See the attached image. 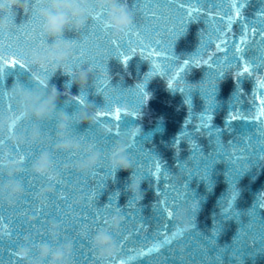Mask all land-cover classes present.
Masks as SVG:
<instances>
[{"label": "water", "instance_id": "1", "mask_svg": "<svg viewBox=\"0 0 264 264\" xmlns=\"http://www.w3.org/2000/svg\"><path fill=\"white\" fill-rule=\"evenodd\" d=\"M199 6V0H193L192 7ZM207 6L208 8L212 7L211 4ZM223 7L227 9L228 4L224 3ZM259 7L260 5L254 0H249V4L242 5L243 11L249 19H252L251 13ZM16 13L15 22L19 24L25 19V16L24 13ZM185 23V32L179 36L172 48L174 56L178 58L177 60H168L167 55L162 50L164 44L161 46L152 45L145 49L137 48L136 53L127 52V49L123 48L121 51H125L131 57L126 66L121 63L122 57L118 58L115 52L108 51L107 46L104 48L96 46L95 38L91 37L93 28L89 20L78 33H65V40L70 44L83 46L88 53V57L83 65L74 68L67 67L73 62V56V59L65 65L66 75L57 72L55 76H52V70L48 69V78L45 82H49V90L55 87L61 94L58 111L62 109L70 116L71 126L69 129L74 130L78 135L84 136L89 144L95 142L96 147L90 145L87 148H82L81 144L68 134L66 139L77 143L80 146V151H55V146L61 141L57 139L55 134L57 122L54 119L49 123H42L40 126L35 121L25 122L21 120V127L17 129V135L23 132L27 137L34 127L40 128L41 140L34 145H29L27 139H25L24 144L13 146L10 141H5L3 137H0L3 140V143H0L3 145V149L11 153L10 161L16 162L14 154L17 149L23 154L32 153L31 156L25 155L24 164L18 163L23 171L17 176L7 177L3 166L0 165V205H3L4 210L0 209V214L6 215L11 220L8 227L16 229L14 235L21 236L18 244L31 249L30 260H18L17 264H37L38 249L40 247L33 249V243L39 246L47 244L52 248L71 243V264H76L73 255L79 254L81 249L86 252L87 247H91V245L87 243V240H77L70 228H62L56 223L44 224V221L46 219L50 220L52 215H58L61 212L71 213L77 218L83 216L91 221L93 214L101 212L108 206L110 193L117 191L119 196L113 208L118 207L122 212H132L135 208H142L140 215L148 220L145 230L138 233L137 238L129 237L130 240L136 239L141 246H144L143 242L148 239L156 227V221L151 219L152 209L150 207L155 205L157 200V196L153 191L156 184L146 174V171L143 179L138 181L133 178V172L137 167V157L132 154L133 149L128 147L132 143L135 144L134 150L136 152H142L143 156L148 158L141 160L140 168L145 170L151 168L150 158L152 156L159 158L163 163L167 171V179L162 177L158 181L163 195H179L183 191L180 189V185L187 179L188 188L186 191L188 197L199 202L193 205L191 201H188L185 208L179 210L176 220L169 222L170 226L174 223L184 230L185 236L192 231L189 227L190 222H194L202 232L211 231L214 221L220 219L223 202L229 198L233 183L238 194L235 204L237 210L248 209L258 194L264 193V164H250L247 171L230 175L232 165L225 156L212 166L207 180L195 176L187 178V173L176 167L178 163H185L188 171H192L195 165H200V160L198 156L195 160L193 159L190 149L199 145L203 153L208 154L214 150L215 140L220 141L223 151L226 153H242L246 147L251 152L253 146L257 150L264 146V117H261L257 122H253V116L260 115L259 100L248 94L259 93L261 91L259 84L249 78L242 80L240 89L245 95L239 103H236L233 97L237 91V83L232 79L235 69L228 67L229 60H224L223 67L227 74L218 80L214 93L213 120L211 122L214 139H210L204 132H193V125L201 123L200 115L207 107L203 89L209 87L208 76H214L215 71L209 70L207 67L196 68L190 64L185 73L181 74V79L178 81L173 80L176 90H169L167 81L172 78V73L176 71L180 62L196 55L201 35L204 41L202 54H215V58L223 59L225 56L231 57L232 51L219 52L214 48V43L218 42L216 31L218 24L212 16L205 18L203 15H197L188 23L187 21ZM12 31L13 27L9 25L6 31L0 32L4 34V38L0 39V56L4 57L7 63H10L13 59H19L21 63H25V67L21 69L17 64L14 68H9L5 60H0V67L5 69L4 78L0 80V106H6L9 103L14 105L9 100L10 90L19 86L31 89L33 87L31 80L39 81L36 74H43V70L31 65L28 58L31 53L42 51L51 43V41L41 36L40 39L45 41L46 47L32 51L29 50L28 46L32 44L33 36H25L21 33L19 37L12 38L10 37ZM39 32L38 24L34 26L33 35ZM232 32L237 34L236 39L238 40L239 25L234 24ZM158 35H163V33ZM111 38L113 39V37ZM17 40L22 41L23 46L18 44ZM166 40L167 37H165V43ZM231 40L232 37L229 36V41L231 42ZM156 47L157 50H161V55L157 56L154 53L149 55ZM17 49L25 53V59L14 55ZM89 60L94 61V64H90ZM213 69H215V65H213ZM80 72L89 74L88 96L85 106L96 117L92 126L80 125L74 122L75 114L80 109V105L75 102V98L80 95L82 89L80 90L75 85L69 86L68 81L70 77H75ZM149 73H154L145 89L150 95V99L145 104H140L139 109L133 110L132 104L137 102L129 93H134L135 86L142 82ZM256 75L259 76L260 74L257 73ZM261 78H264V76H261ZM104 86H107V90L101 92ZM179 88H185V93L180 92ZM189 89L191 90L190 93L187 91ZM186 95L191 99V105L185 104ZM66 100H68L67 103H65ZM14 107L16 113L18 110L15 105ZM234 107L235 112H233ZM117 109L120 110L118 113ZM0 114L8 115L7 111ZM232 114H238L245 117V119H238L231 122V124L226 123L227 117ZM96 121H99V124ZM24 124L26 125L25 128H23ZM117 133L121 134L117 136ZM94 135L95 140H93ZM177 139L181 140L178 146L176 145ZM229 140L233 141L231 146L225 143ZM100 141H108L112 151L98 150L107 147ZM118 143L125 148L127 159L131 163L130 172H117L109 166L108 161L115 155V145ZM88 150L99 154V164L103 163L106 166L104 169H98L101 175L108 170L116 172L115 182L108 179L107 186L99 193L92 195L91 198L87 194L97 184V180L90 176L93 169L88 172H81L77 167L78 164L87 159ZM81 152L84 153V159L75 162L68 159L69 154H79ZM42 153H47L52 161V171L57 176L55 181L46 176H38L31 170L32 165ZM4 154V151L0 150V156ZM204 164L205 162H202L200 166L204 167ZM9 182H19L22 185V192L19 196L9 197L8 192L4 190L5 185ZM133 182L139 185V191L135 195L127 190V185ZM169 185L174 186L177 191H171ZM29 192L31 195H26ZM61 197H64V199H61ZM131 199H135L133 209H128L127 204ZM109 213L110 215L115 214L113 209H109ZM113 219L120 221L115 231H113L112 226ZM58 221L59 217H57ZM33 225L35 229H33ZM103 227L104 231L97 234L104 233L118 241L119 238L115 234L118 233L121 227H125L126 230H135L139 227V224L135 216L126 217L123 221L119 216H112L109 223L103 225ZM236 227L235 223L227 226L226 231L219 237L217 247H221L231 240ZM53 229L56 230L55 238H53ZM45 232L48 234L44 235ZM59 235H67L68 238L63 239ZM94 237L91 240L92 247ZM151 243L152 241L148 240L149 246ZM78 244L79 247H77ZM17 249L18 247L14 245L13 250ZM176 255L182 256L183 250H178ZM205 259L211 264L210 256H205ZM5 260H7V257H5ZM95 260L96 264H102L97 259L96 249ZM45 264H47V261H45ZM131 264H146V260L133 259ZM168 264H180V262L169 260ZM197 264H199V260ZM244 264H253V260L247 258ZM254 264H264V257L258 256Z\"/></svg>", "mask_w": 264, "mask_h": 264}, {"label": "snow or ice", "instance_id": "2", "mask_svg": "<svg viewBox=\"0 0 264 264\" xmlns=\"http://www.w3.org/2000/svg\"><path fill=\"white\" fill-rule=\"evenodd\" d=\"M192 2L193 0H120V4L131 16L133 22L131 27L118 40H115L111 38L110 28L105 22L107 16L106 10H98L94 0H90L89 21L93 28L91 37L95 38L97 47L104 48L107 46L108 51L115 52L118 58L122 57L121 63L124 66L128 64L131 57L125 51H121L123 48H126L127 52L136 53L137 48L145 49L152 45L161 46L164 44L165 46L162 50L167 55L168 60L172 61L178 59L174 56L172 48L179 36L185 32V22L187 21L188 23L197 15H203L205 18L212 16L218 24L216 30L218 42H215L213 46L219 52L231 50L232 56L217 59L215 58V54H202L204 41L201 35L200 45L196 55L178 64L176 71L172 73V78L167 81V87L169 90H176L173 85V80L178 81L181 79V74L185 73L190 64L196 68L207 67L209 70L215 71L216 74L214 76H208L209 87L203 89L207 107L200 115L199 119L201 123L193 125V132H204L210 139H214L211 131L213 130L211 123L213 120L212 106L214 105V93L218 80L227 74L223 67L224 60H229L228 67L235 69L232 75V79L237 83V91L233 97L234 101L239 103L245 95L240 89L242 80L245 78L252 79L259 84V88L261 89L259 93H248L249 95H253L255 99H258L260 104V115H254L253 122H257L261 117H264V78H261V76H264V0H254L260 7L251 13L252 19H249L245 15L242 8L243 4H249V0H199V7H192ZM39 3L40 0H28V9L24 13L25 19L19 24L15 22L17 13L12 10H9L6 16L0 17L13 27L10 37H19L21 33L25 36H33L32 44L28 46L29 50L32 51L46 47L45 41L40 39V32L33 35L34 26L39 24L36 15ZM224 3L228 4L227 9L223 7ZM208 4H211L212 7L208 8ZM234 24L239 25L238 40L236 39L237 34L232 32ZM159 33H163V35H158ZM229 36L232 37L231 42L229 41ZM165 37H167L166 43ZM3 38L4 34L0 33V39ZM17 43L23 46L22 41L17 40ZM70 45L74 50V60L67 67L74 68L83 65L88 57V53L79 44ZM153 53L159 56L161 55V50H157L156 47L149 55ZM14 55L25 59V53L20 52L19 49L15 51ZM0 60H5V58L0 56ZM258 60L259 62H257ZM88 62L94 64L92 60ZM5 63H7L6 60ZM17 64H19L21 69L25 67V63H21L19 59H13L10 63H7V66L14 68ZM213 65H215V69H213ZM257 73L260 75H256ZM47 74L48 69L45 68L43 69V74L37 73L36 76L39 81H45L48 78ZM153 74H147L144 80L135 86V92L129 93L137 102L136 104H132L133 110L139 109L140 104H145L150 99V95L145 89ZM4 75L5 69L4 67H0V80L4 78ZM87 88L82 89L80 95L75 98V102L80 105L79 111L87 103ZM106 90L107 86H104L101 92ZM179 91L185 93L186 89L179 88ZM187 91L189 93L191 92L190 89ZM185 104L191 105V99L187 95ZM6 111L15 117L17 129L20 128L21 120L15 115L14 105L9 103L6 106H0V113ZM119 111L117 109V113ZM233 112H235V107L233 108ZM93 118L96 120L95 116ZM238 119L244 120L245 117L232 114L227 117L226 123L231 124V122ZM96 123L99 124V121H96ZM25 127L26 125L24 124L23 128ZM68 134L76 139L82 148H87L90 145L94 148L96 147L95 142L89 144V141L84 136L76 134L74 130L69 129ZM120 134L117 133V136ZM93 140H95V135L93 136ZM180 142L181 140L177 139L176 145L178 146ZM0 143H3L2 139H0ZM100 143L107 147L98 150L112 151L108 141H100ZM225 143L231 146L233 141L229 140ZM134 145V143L128 145L130 149H133L132 154L137 157V167L133 172V178L138 181L143 179L146 171V174L156 184L153 191L157 196V200L155 205L150 206L152 209L151 219L156 221V227L148 239L143 242L144 246H141L136 239L130 240L129 237L137 238L138 233L145 230V225H147L148 220L140 215L142 208L133 209L135 199L129 200L127 204L128 209H133L132 212H122L118 207L113 208L119 196L118 191L110 193L108 206L101 212L93 214L91 221L83 216L77 218L71 213L61 212L58 215L54 214L50 220L46 219L44 224L56 223L62 228H70L77 240H87V243L91 245V247H87L86 252L81 249L79 254L73 255L76 264H96L95 249L92 247L91 240L98 232L104 231L103 225L109 223L112 216H119L122 221L126 217L131 218L135 216L139 227L135 230H126L125 227H121L118 233L115 234L119 238L118 241L114 239L119 251L117 258L111 261L110 264H131L133 259H144L146 260V264H168L169 260L179 261L180 264H197L199 260V264H209L205 256L211 257V264H244L247 258L252 259L254 264L258 256L264 257V193H259L253 203L249 205L248 209L237 210L235 204L238 194L233 183L229 198L223 202L220 219L214 221L211 231L202 232L194 222H190L189 227L192 231L185 236L184 230L180 229L174 223L170 226L169 222L176 220L179 210L185 208L188 201H191L193 205L199 202L188 197L186 191L188 188L187 179L180 185V189L183 191L179 195H163L158 185V181L162 177L167 179V171L163 163L159 158L152 156L150 158L152 167L146 170L140 168L141 160L148 158L144 157L142 152H136ZM190 152L194 160L197 156L199 157L200 165L202 162H205V164L204 167L195 165L192 171H188L185 163H178L176 167L186 172L187 178L195 176L202 180H207L209 170L225 156H227L228 162L232 165L230 175L241 174L247 171L250 164H264V146H261L259 150L253 146L251 152L246 147L242 153H226L223 151L220 141L215 140L214 150L208 154H204L199 145L192 147ZM25 155L31 156L32 153L23 154L17 149L14 154V159L17 163L24 164ZM68 159L74 162L82 160L84 159V153L69 154ZM105 167L101 163L91 171L90 176L97 180V184L87 194L89 198L105 188L108 179H112L115 182L116 172L114 170L105 171L103 175L98 171V169H104ZM169 188L173 192L177 191L174 186L169 185ZM26 195L30 196L31 193H26ZM61 199H64V197H61ZM0 209L3 210V205H0ZM109 209H113L115 214L110 215ZM57 217H59L58 222ZM232 223H235L237 227L231 240L226 242L225 245L217 247L219 237L226 231L227 226ZM9 224H11V220L6 215L0 214V264H17L18 259L16 257V250H13V246L15 245L18 248L22 247V244H18L21 236L14 235L16 229L9 228ZM33 229H35L34 225ZM47 234V232L44 233V235ZM59 237L63 239L68 238L67 235H59ZM148 240L152 241L150 246L148 245ZM79 246L78 244L77 247ZM39 247V245L33 243V249H38ZM181 249L183 250V255L177 256V251ZM5 257H7V260H5Z\"/></svg>", "mask_w": 264, "mask_h": 264}, {"label": "clouds", "instance_id": "3", "mask_svg": "<svg viewBox=\"0 0 264 264\" xmlns=\"http://www.w3.org/2000/svg\"><path fill=\"white\" fill-rule=\"evenodd\" d=\"M98 10H106V24L111 30L113 39L119 38L132 25V18L120 4V0H94ZM90 0H40L36 15L39 20V31L42 37L51 41L48 46L39 52L29 55V63L37 69L45 68L52 70V76L57 72L66 75L65 65L73 59V49L70 43L65 40V33H78L85 27L89 20ZM28 9V0H0V17L13 12L25 13ZM6 20L0 18V32L8 29ZM33 87L28 89L24 86L15 87L9 91V100L16 106V116L25 122L35 121L37 125L49 123L53 119L57 122L55 134L61 143L55 146L57 152H79L80 146L72 140L66 139L71 126L70 116L60 105V93L53 87L49 90V82L32 80ZM68 85H75L80 90L86 89L89 85V74L80 72L75 77H70ZM68 100L65 101L67 103ZM93 114L86 106L75 114V123L92 126L95 123ZM0 137L10 141L13 146L22 145L27 139L29 145H34L41 140L40 128L34 127L31 133L25 137L21 132L17 135V124L12 115L0 114ZM4 155L0 156V165L3 166L7 177L19 175L23 169L17 162L9 160L11 153L3 149ZM100 163L99 154L88 150L87 159L78 164V170L88 172ZM109 166L115 171L130 172L131 163L127 159L125 148L121 144L115 145V155L109 161ZM52 161L47 153H42L32 165V172L41 177H48L52 181L57 176L52 171ZM5 191L9 197L19 196L22 192V185L19 182H9L5 185ZM129 193L135 195L139 191V185L135 182L127 185ZM131 198V197H130ZM120 221L113 219V231L119 226ZM56 230L53 229V238ZM93 247L97 250V259L102 264H110L118 256V248L115 241L109 235L99 233L93 238ZM31 249L20 247L16 250V257L20 261L30 260ZM72 245L63 244L60 247L52 248L47 244L41 245L38 249L37 264H71Z\"/></svg>", "mask_w": 264, "mask_h": 264}]
</instances>
